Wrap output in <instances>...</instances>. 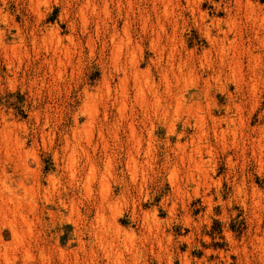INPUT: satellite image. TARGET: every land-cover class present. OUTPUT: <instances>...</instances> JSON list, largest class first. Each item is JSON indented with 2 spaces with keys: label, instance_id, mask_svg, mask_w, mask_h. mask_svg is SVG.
Segmentation results:
<instances>
[{
  "label": "rangeland",
  "instance_id": "374dc122",
  "mask_svg": "<svg viewBox=\"0 0 264 264\" xmlns=\"http://www.w3.org/2000/svg\"><path fill=\"white\" fill-rule=\"evenodd\" d=\"M153 1L133 0L132 8L146 10L150 25L156 28L157 16L162 9L154 10ZM253 1L264 7V0ZM179 3L182 18L175 19L176 26L171 18L164 20L161 17L168 33L165 47L175 53L173 72L167 77V93L156 66L148 63L149 57L156 59V54L148 51L146 37L141 45L143 61L134 67L126 61L116 63V67L129 70L125 78L128 79L126 91L121 87L122 71L113 77L112 66L99 56V62L88 60L89 49L85 45L91 41L72 43L67 39L72 35L71 22L75 20L77 32L83 22L75 15L80 9L84 10L82 16L92 21L89 31H96V24L104 20L101 0H93L92 5H86L85 0H74L72 9L75 11L70 10L72 14L69 15H65V0H59V3L57 0H47V3L21 0L20 14L16 12L15 3L5 9L8 23H0V29L5 32V43L11 44L14 39L18 42L19 26L24 47L16 52L20 70L15 76V92L8 84L13 79L8 63L15 66L16 56L9 51L8 59H5L4 51L0 50V112L8 117L6 122L0 120V264H108L105 250H110L113 237L117 236L108 226L115 221L112 217L116 206L119 209L116 224L121 235L130 234L134 243L135 252L126 254L127 264H185V259L190 264H261L259 251L252 248L250 235L259 226V238L264 244V208L257 214L252 208L253 200L257 201L259 197L264 204V136L259 130L264 129V57L262 71L256 76L249 66L247 54L237 61V65L221 69L217 48L208 44L200 20L189 13L185 0H179ZM217 4L219 11L215 7ZM226 6L229 14L223 11ZM92 7L96 8L95 16L91 14ZM113 7L109 5V10ZM203 10L216 23L228 21L221 23L223 29L236 23L229 38L236 40L241 50H255L258 46L252 38L254 34L244 7L240 8L236 0H224L223 3L221 0H203ZM128 11V2L124 0L121 12L128 14ZM112 15L115 18V11ZM25 20L28 28H25ZM116 23L122 30L124 20ZM206 23L210 24V21ZM29 30L31 35H27ZM100 31L104 32L103 24ZM108 31L110 34V25ZM217 31L214 27L213 33ZM132 38L134 42L137 39L135 34ZM101 39L105 41V49H111L115 62L118 54L109 36L102 35ZM164 39L162 37L161 41ZM94 47L100 51L99 43ZM207 49L211 55L209 60L204 59ZM201 63L204 68H200ZM185 64L187 67L181 71ZM214 77H219V81ZM20 81L27 85L23 90ZM189 81L194 86L188 87L181 97ZM204 92L209 99L201 103ZM157 95L161 97L162 106L158 114L163 117L164 111L168 110L169 116L153 121L157 124L155 140H164L166 130L171 128V108H175L189 124H198L202 118L207 122L206 142L192 128L185 131L182 121L175 125L177 135L167 138L173 161L181 163V180L186 177L189 184L187 191L184 182L178 183L171 174L165 179L163 173H157L146 189L140 181L135 188L121 181V169L126 164L136 163L137 145L141 153L148 149V137L140 135L141 121L147 123L152 116ZM241 97L245 99L240 111L236 112L233 103ZM37 99L47 109L50 121L44 132L55 136L47 149L44 146L46 138L42 139L32 130L31 113ZM213 103L217 106L211 107ZM230 108L232 111H228ZM229 116L233 117L231 123L224 120ZM212 121L216 122V129L209 131L213 128ZM220 129L226 130L225 140L220 139ZM181 131H185L183 137H179ZM257 135H262L263 149L258 142H253L259 137ZM3 137L9 140H3ZM177 142L182 146L180 156L173 151ZM209 151L215 157L214 172L209 170L211 165L204 164L209 159ZM57 153L58 160L55 159ZM71 153L75 155L71 156ZM156 155L155 167L159 169L163 155L161 152ZM91 172L90 191H87L84 186ZM4 182L10 190L4 189ZM242 182L244 189L238 187ZM197 184L199 191H192ZM103 186L108 187L105 194ZM252 191L257 195L260 192V196L253 198ZM143 213L147 214V240L143 235ZM101 216L105 223L100 220ZM241 241L248 246V257L234 254L235 246L241 247ZM115 244L113 246H117Z\"/></svg>",
  "mask_w": 264,
  "mask_h": 264
},
{
  "label": "clouds",
  "instance_id": "9594fccd",
  "mask_svg": "<svg viewBox=\"0 0 264 264\" xmlns=\"http://www.w3.org/2000/svg\"><path fill=\"white\" fill-rule=\"evenodd\" d=\"M44 3H47V0H43ZM74 0H65V3L67 5L65 15L72 14V11H75L72 9ZM101 2L104 5L103 12H104V20L100 21L96 24V31L90 32L89 31V24L92 22L87 17H83V9H80L79 11H75L76 17L82 19V23L78 26L79 31H76L77 25L75 23V20L71 22L70 27L72 29V35L67 37V39L72 43H78L82 40H89L91 43L85 45L88 47V60L89 61H97V57H100V60H103L104 63H108L112 66V75L113 77L117 76L121 71H123L122 67H116V63L118 62H124L126 61L130 67H134L137 65L140 61L144 60V48L141 46L145 43V37L147 38V44H148V51L156 54V59H152V57H149L148 63L154 64L156 66V73L157 75L161 76L162 82L165 84V93H167V77L169 73L173 72V57L175 53L171 50L170 47H165V44L167 43V36L168 33L165 30V27L163 23L161 22V17L164 20L176 19V18H182L180 17L179 13L182 11L179 0H154V9H155V3H163L164 8L162 13H160L157 16L156 24L158 27L154 28L150 25V17L147 14L146 10H140L139 8H136L133 10L132 4L133 0H127L128 2V14H122L121 9L124 6V0H101ZM201 2V0H188V9L192 10V5L198 4ZM224 0H221V3H223ZM10 3H15L17 5L16 12L17 14H20L21 12V0H0V17H3L0 19V23L7 24L8 23V16L5 11L6 8L9 7ZM57 3H59V0H57ZM93 0H86V5H92ZM109 5L114 6L112 10H109ZM217 11L220 10V5H215ZM112 11H115L116 16L113 18ZM223 11L226 14H229V9L226 6ZM93 16L96 15V8L92 7V13ZM202 18H204L202 16ZM123 19L124 20V26L123 29L117 28L116 21ZM221 23H229L228 21L221 20L218 23L214 25V27L218 31H223V29L220 28ZM25 28H28V22L27 20L24 21ZM101 24H103L104 32L101 33L100 28ZM111 26V33L109 34L108 27ZM231 29V25H230ZM121 32L123 33L121 35ZM21 30L19 26H17V37L18 42L16 39H14L11 44L5 43V32L3 29H0V50H3L5 53V59H8L7 53L11 51L13 56H16L17 49L24 47V36L20 35ZM133 34L136 35L137 39L134 42L133 41ZM27 35H31V31L27 33ZM102 35H108L111 45L117 46V60L113 61V56L111 53V49L106 50L105 49V41L101 39ZM227 35V34H225ZM95 37V39H93ZM165 38L163 42L161 41V38ZM119 41V42H118ZM100 44V51L97 52L95 50V44ZM168 53V55H165V53ZM17 64L14 66L11 62L8 63V69L13 74V79L8 81L10 90L15 92L16 87L15 84L17 81L15 80L16 74L19 72V56H16ZM99 62V61H97ZM210 66V65H209ZM187 67V65L181 66V71H183V68ZM204 63L200 64V68H204ZM219 81V77H214ZM23 87H26L23 83V81H20ZM180 82H177V87H179ZM155 78H153V87H155ZM194 86L191 81L187 82L184 89L181 92V97H183V93L187 91L188 87ZM43 85H41V88ZM237 95H240L239 90H237ZM160 99L161 97L159 95L156 96V109L153 111L152 116L149 118L147 123H144L141 121L142 129L140 135H146L148 137V140L146 143H148V149L145 150L143 153L140 151L139 145L136 147L135 151V161L136 163L133 165H125L121 169L120 176L121 181L126 182L131 187H137V181H140L142 186L146 189L147 186L151 183H153L154 178L156 177L157 173H163V178H167L169 174L176 177L177 182H184V188L185 191L189 189V184L186 182V177L184 178V181L181 180V163H177L173 161V158L171 154L169 153L170 144L167 142V138L170 136L177 135L175 132V125L177 122L182 121L183 127L185 131L188 128H192L195 132H199L201 136L205 138L206 142V131L207 128V122H204L203 119L201 120L200 124H189L187 119H184L181 114L175 109L171 108V128L166 130L165 132V139L161 141H157L154 139V133L157 130V124L153 123V121H161L165 120L169 116V111L165 110L163 117L158 114V112L161 110L160 105ZM208 95L207 92H204L201 103L208 102ZM244 97H241L240 100L234 101L233 108L236 109V112L240 111V106L242 105L244 101ZM207 106V104H206ZM216 104H211V107H216ZM27 111V109H25ZM228 111H232V109H228ZM9 115H11V110H9ZM31 117L33 120L32 123V130L34 132H38L42 139L46 138L45 148H50L51 144L55 140V136L52 133H46L44 132V129L49 126V119L47 114V109L43 108L41 106V101L37 99L34 101L33 105V111L31 113ZM8 117H4L3 112H0V120L6 122ZM105 119H107V114H105ZM209 120H211V116L209 114ZM43 121V123H42ZM213 128L208 129L209 131L214 130L215 128V121H212ZM203 125V126H201ZM185 131H181L179 133V137H183L185 135ZM178 137V139H179ZM177 156L181 155L182 152V146L179 145L177 142L176 149L173 150ZM157 152H161L163 155V161L157 169L155 167L156 160H157ZM209 159L204 161V164L211 165L210 171H215V157L211 151L208 152ZM55 159H59V154L57 153ZM229 160H231V157H229ZM142 161V163H141ZM264 178V177H262ZM241 189L245 188V185L243 182L241 185H238ZM192 191H199V185L197 184ZM219 195V189L218 193ZM231 202V201H230ZM240 246H243V242H240ZM243 255H248L247 252L243 253ZM239 259V257H238ZM171 264V262H170Z\"/></svg>",
  "mask_w": 264,
  "mask_h": 264
},
{
  "label": "bare ground",
  "instance_id": "6f19581e",
  "mask_svg": "<svg viewBox=\"0 0 264 264\" xmlns=\"http://www.w3.org/2000/svg\"><path fill=\"white\" fill-rule=\"evenodd\" d=\"M86 1V0H85ZM30 2H31V0H30ZM236 2H237V5L240 7V8H242V6L244 7V10H245V13L247 14V19L249 20V24H251V28H252V31H253V34H254V36H252V38L254 37V41L256 42V44L258 45V46H255L256 48H255V50H241L239 47H238V45H237V42H236V40H231L230 38H229V34H230V32H234L233 30H235V28H236V23L235 22H232V24H228L227 25V28L226 29H223L222 28V26H221V24H220V28L221 29H223V31H217V33L216 34H214L213 33V28H214V25H215V21H213L212 19H209L208 18V13H207V11H202V5H203V0H201V2H199L198 4H193L192 5V10H189L188 9V0H185V3H186V9L189 11V13H191V15L194 17V18H198L199 20H200V25L203 27V29H204V34H205V38H206V40H207V42H208V44L210 45V47H212V48H214V49H216L217 48V52H218V60H219V64H220V68L222 69V68H224V67H226V66H228L229 68L230 67H232V65H237V61L238 60H240L241 59V57H243V56H246L245 54H247V56H248V62H249V66L253 69L252 71H254L255 72V76H256V73L258 72V71H262L260 68L262 67V64H263V57H264V7H262V5H260L258 2H256V1H253V0H236ZM153 3H154V1H153ZM159 5H161V6H159ZM153 6H154V4H153ZM163 8H164V4L163 3H155V9H158V10H160V9H162L161 10V12L163 11ZM154 9V10H155ZM202 16L204 17V18H202ZM246 17V16H245ZM214 19V18H213ZM171 20H173V22H174V24H175V26L177 25V21L175 20V19H171ZM210 21V24H207L206 22L207 21ZM199 25V24H198ZM230 25H231V29H230ZM200 27V26H199ZM225 34H227V35H225ZM58 43L56 44V45H58L59 44V40L57 41ZM56 43V42H55ZM112 47L114 48V51H116V54H118V52H117V46H113L112 45ZM116 48V49H115ZM210 50L209 49H207V51L204 53V59H206L207 60V58H208V60L210 59ZM246 56V57H247ZM216 58V57H215ZM217 60V59H216ZM217 60V61H218ZM218 64V63H217ZM209 66V65H208ZM250 68V69H251ZM213 70V69H212ZM219 71H220V69H218ZM128 72H129V70H127L126 68L125 69H123V71H122V73H123V75H124V78L123 79H121V80H123V82H121V87H122V90H124V91H126V83H127V81H128V79H125V78H127V75H128ZM264 72V71H263ZM136 73H138V72H136ZM135 73V74H136ZM251 73H253V72H251ZM130 74V73H129ZM137 75V74H136ZM253 75V74H252ZM135 76V75H134ZM134 76L132 77V78H134ZM138 77V76H137ZM142 77V76H141ZM139 78V77H138ZM253 78V77H252ZM257 78V77H256ZM263 78V77H262ZM142 79H144V78H142ZM254 79H255V77H254ZM138 81H140L139 79H137ZM135 82H137L136 80H134ZM146 81V80H145ZM142 82H143V80H142ZM143 84V83H142ZM144 84H145V82H144ZM143 84V85H144ZM141 85V84H140ZM143 85H142V87H143ZM139 86V85H138ZM138 86L136 87V88H138ZM145 86V85H144ZM255 86V85H254ZM253 86V87H254ZM108 87V89H109V86H107ZM147 87V86H146ZM145 87V88H146ZM141 88V87H140ZM139 90V89H138ZM138 90L136 91V92H138ZM141 90V89H140ZM254 91V90H253ZM123 92V91H122ZM141 92V91H140ZM124 93V92H123ZM126 93V92H125ZM143 94H144V92H143ZM142 94V95H143ZM142 95H140V96H142ZM139 96V97H140ZM142 97H144V96H142ZM141 97V98H142ZM143 99V98H142ZM141 99V100H142ZM143 101V100H142ZM177 104H180V102L178 101V103ZM233 118V117H232ZM232 118H230V116H229V118H226V119H224L226 122H229V123H231V122H233V120H232ZM197 119V118H196ZM203 119V118H202ZM221 120V119H220ZM235 120V119H234ZM92 121V120H91ZM216 121V120H215ZM218 122V121H217ZM198 124H200V123H198ZM262 125V124H261ZM220 128H221V126H220ZM237 128V127H236ZM79 129V128H78ZM216 129V128H215ZM227 129V128H226ZM259 130H260V134H263V136H264V129H263V127H261V128H259ZM74 131V130H73ZM83 131H85V130H83ZM219 131V130H218ZM236 131V130H235ZM75 132H76V130H75ZM214 132V131H213ZM234 132V131H233ZM243 132V131H242ZM250 132H252V131H250ZM255 132V131H254ZM257 132V131H256ZM80 132H78L77 134H79ZM88 133H90V132H88ZM225 133H226V130H224V129H220V139L222 138L223 140H225ZM237 133V132H236ZM253 133V132H252ZM219 134V133H218ZM217 134V135H218ZM228 134V133H227ZM233 134V133H232ZM240 134V133H239ZM256 134V133H255ZM259 134V133H258ZM74 135H75V133H74ZM73 135V136H74ZM81 135H82V133H81ZM235 135V134H234ZM244 135V134H243ZM247 135V134H246ZM6 136V135H5ZM80 136V135H79ZM248 136V135H247ZM251 136V135H250ZM257 136H259V135H257ZM262 135H260L258 138H256L255 140H253V142H258V145L260 146V149L262 148L263 149V143H262V137H261ZM85 137H87V135L85 136ZM218 138H219V136H217ZM235 137H237V136H235ZM234 137V138H235ZM249 137V136H248ZM5 138H7V137H5ZM4 137H3V140L5 139ZM83 138V137H82ZM88 138L89 137H87L86 139L88 140ZM253 138V137H252ZM78 139V138H77ZM236 139V138H235ZM249 139V138H248ZM263 139H264V137H263ZM6 140V139H5ZM7 140H9V139H7ZM6 140V141H7ZM70 143V142H69ZM76 143V142H75ZM80 143H81V140H80ZM88 143H89V141H88ZM91 143V142H90ZM251 143V142H250ZM253 144H255V143H253ZM258 145H257V147H258ZM74 146H75V144H74ZM82 146V145H81ZM253 146V145H252ZM78 147H80V145L78 144ZM78 147H77V149H78ZM256 147V148H257ZM74 148H76V147H74ZM199 149V148H198ZM81 150H84L83 148L81 149ZM254 150H255V147H254ZM258 150V149H257ZM264 150V149H263ZM76 151V150H75ZM74 151V152H75ZM259 151V150H258ZM261 151V150H260ZM73 152V153H74ZM263 152V151H262ZM73 153H71V156H72V154ZM75 153H78V151H76ZM259 153H261V152H259ZM73 155H75V154H73ZM262 155V154H261ZM78 156V155H77ZM76 157V156H75ZM76 161V160H75ZM70 162H72V161H70ZM77 162V161H76ZM135 162V161H134ZM108 164H109V161H108ZM134 164V163H133ZM71 166L73 165L72 163L70 164ZM76 165V164H75ZM110 165V164H109ZM129 165V164H128ZM108 167V166H107ZM110 167V166H109ZM72 168H74V165H73V167ZM75 169V168H74ZM91 169H93V168H91ZM107 169V168H106ZM109 169V168H108ZM108 169H107V171H108ZM110 170V169H109ZM91 171H93L94 172V169L93 170H91ZM95 173V172H94ZM90 174V173H89ZM91 175H92V172H91V174L88 176V178H87V180H86V182H85V186L84 187H86V189H87V191L90 189V186H91V184H90V182H91ZM2 183H3V181H2ZM4 189L5 190H10V188H9V186H7L6 185V183L4 182ZM105 186H106V184H104ZM2 186V185H1ZM105 186H103V188H102V190H103V192H104V194L105 193H107V190H108V187L106 188ZM92 189V188H91ZM90 191V190H89ZM142 191V190H141ZM254 191V190H253ZM252 191V194H253V198L255 197V196H260L259 195V193L260 192H258V195L257 194H254V193H256V192H253ZM6 195V194H5ZM9 196V195H8ZM5 199H10V197L8 198H6V196H5ZM17 199H20V198H17ZM252 199V198H251ZM13 200V198L10 200V201H12ZM14 200H15V198H14ZM30 200H32V199H30ZM9 201V202H10ZM25 201H27V199L25 200ZM6 202V201H5ZM8 202V201H7ZM15 202V201H14ZM24 202V200H22V203ZM30 202V204H31V201H29ZM62 202V201H61ZM21 202H19V204H20ZM32 203H33V201H32ZM12 204H14L15 205V203H12ZM11 204V205H12ZM24 204V203H23ZM27 204V203H26ZM25 204V205H26ZM35 204V203H34ZM62 204H63V202H62ZM28 205V204H27ZM26 205V206H27ZM19 206H21V204L19 205ZM23 206V205H22ZM30 206H32V204L30 205ZM7 207H9L8 205H7ZM13 207V206H12ZM11 207V208H12ZM17 209H18V204H17ZM29 207V206H28ZM13 208H15V207H13ZM30 208H32V207H30ZM252 208H253V210H254V214H257V213H259V211H261V210H263V208H264V204H263V202H261V198L259 197L258 198V200L257 201H255V199L253 200V202H252ZM10 209V208H9ZM16 209V210H17ZM20 209H21V207H20ZM20 209H19V212H20ZM34 209V208H33ZM2 209H0V211H1ZM4 210V209H3ZM119 209L117 208V206L115 207V214H113L114 215V217H112L115 221H113L114 223L112 224V223H110V225L108 226V228H113L112 229V231H113V233H115V235L114 236H116V238L114 239V237H113V241H112V246H109L110 248V250H108V248H107V250H105V253H106V258H107V261L106 262H108V264H127V261H126V254H129V255H132L134 252H135V249H134V243H133V239L131 238V235L129 234L128 235V233H124V235L122 236L121 235V230L119 229V227L117 226V224H116V218H117V216L119 215V211H118ZM15 210L13 209V212H14ZM18 211V210H17ZM7 212V211H6ZM24 211H22V213H23ZM0 213H2V212H0ZM4 213V212H3ZM16 213V212H15ZM18 213V212H17ZM144 214H146V213H143V216H142V218H143V226H144V232H143V235H144V239L145 240H147V214L144 216ZM15 215V214H14ZM18 215V214H17ZM26 214H24V216H25ZM20 216V215H19ZM24 216H21V219H23V217ZM28 218V217H27ZM141 218V219H142ZM104 216H101V221H102V223H105V221H104ZM27 220V219H26ZM258 222L260 221V217L258 216ZM24 221H25V219H24ZM112 222V221H111ZM104 225H106V224H104ZM104 227V226H103ZM259 232H260V227L258 226L257 228H256V230H255V233L253 234V235H250V237H251V245H252V248H254L256 251H259V256H258V258H259V260L261 261V264H264V244L262 243L263 242V239H261V238H259ZM15 235H17V234H15ZM112 237V236H111ZM102 238V237H101ZM106 238V237H105ZM104 238V239H105ZM112 239V238H111ZM107 240V239H106ZM109 240H110V238H109ZM101 241H103V240H101ZM100 241V242H101ZM110 241V242H111ZM105 242V241H104ZM109 242V241H108ZM107 242V243H108ZM110 242H109V244H110ZM106 243V242H105ZM114 243H116L115 245H117V246H113V244ZM100 244H102V243H100ZM104 245H106V244H103V246ZM107 246V245H106ZM113 247H116L117 248V250H113ZM105 248V247H104ZM235 253L234 254H243V253H245V252H249L248 251V246L244 243L243 244V246L242 247H238V246H235V250H233ZM238 256V255H237ZM242 256V255H241ZM240 256V257H241ZM228 257V256H227ZM244 257H245V255H244ZM246 257H248V255H246ZM247 259V258H246ZM224 261V260H223ZM231 261V260H230ZM227 262H228V260H227ZM185 264H190L189 263V261L187 260V259H185Z\"/></svg>",
  "mask_w": 264,
  "mask_h": 264
}]
</instances>
